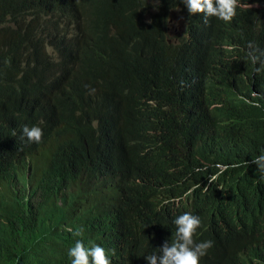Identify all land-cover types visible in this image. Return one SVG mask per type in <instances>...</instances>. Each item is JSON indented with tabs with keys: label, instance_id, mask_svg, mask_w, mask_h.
<instances>
[{
	"label": "trees",
	"instance_id": "obj_1",
	"mask_svg": "<svg viewBox=\"0 0 264 264\" xmlns=\"http://www.w3.org/2000/svg\"><path fill=\"white\" fill-rule=\"evenodd\" d=\"M247 1L225 23L233 48L212 55L169 44L167 16L146 15V0H62L85 105L56 109L51 124L71 135L85 124V110H94L104 124L125 127L128 149L97 178H85L70 157L45 168L39 153L33 160L19 150L0 153V261L67 264L68 245L88 235L72 234L80 229L74 215L86 207L103 210L112 224L135 219L143 235L184 211L205 224L217 218L264 228V182L246 163L264 148V100L249 96V53L253 34L264 30V0H240ZM10 45L21 56L0 58V97L24 83L40 55V44ZM193 70L201 84L170 86ZM28 165L26 196L19 176Z\"/></svg>",
	"mask_w": 264,
	"mask_h": 264
},
{
	"label": "clouds",
	"instance_id": "obj_2",
	"mask_svg": "<svg viewBox=\"0 0 264 264\" xmlns=\"http://www.w3.org/2000/svg\"><path fill=\"white\" fill-rule=\"evenodd\" d=\"M62 0H0V58L15 59L14 41L40 44L37 62L31 63L26 80L0 97V153L23 151L28 160L39 153L45 168L62 157L78 160L85 178L102 177L111 161L128 149V132L123 126L104 124L94 110H85V124L71 135H61L51 124L55 110L77 112L85 105V83L74 71V33L61 18ZM146 15L161 11L167 16V41L173 47L188 48L212 55L233 48L225 23L236 17L238 7L252 2L240 0H146ZM17 11L14 17L6 12ZM259 6L258 8H261ZM31 22V23H30ZM250 59L254 63L249 96L264 100V30L252 36ZM201 84L196 71L170 86L187 88ZM170 137V132H169ZM54 144H59L54 147ZM30 162V161H29ZM246 163L254 164L264 182V148ZM28 165L19 176L26 196L30 193ZM111 217L97 207H86L74 215L80 228L67 247V264H264V228L245 227L238 220L217 218L201 221L199 215L181 212L153 235L134 231L135 219L111 223ZM107 221V224L106 222ZM61 223L59 232L63 230ZM0 264H8L0 261Z\"/></svg>",
	"mask_w": 264,
	"mask_h": 264
},
{
	"label": "bare ground",
	"instance_id": "obj_3",
	"mask_svg": "<svg viewBox=\"0 0 264 264\" xmlns=\"http://www.w3.org/2000/svg\"><path fill=\"white\" fill-rule=\"evenodd\" d=\"M62 6H65V5H62ZM30 23H31V22H30ZM13 51H14V50H13ZM15 51H16V50H15ZM19 53H20V52H19ZM24 54H25V53H24ZM12 61H13V60H12ZM14 61H15V59H14ZM156 127H157V125L155 124V125H154V128H156ZM55 146H56V144H54V147H55ZM62 162H63V161H62ZM102 181H105V182H106L107 180H106L105 178H103ZM105 222H106V224H107V221H105Z\"/></svg>",
	"mask_w": 264,
	"mask_h": 264
}]
</instances>
